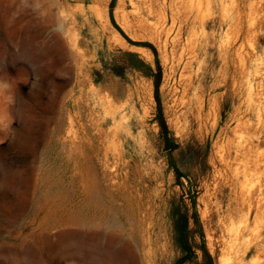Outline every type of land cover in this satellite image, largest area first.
Segmentation results:
<instances>
[{
  "label": "rangeland",
  "instance_id": "rangeland-1",
  "mask_svg": "<svg viewBox=\"0 0 264 264\" xmlns=\"http://www.w3.org/2000/svg\"><path fill=\"white\" fill-rule=\"evenodd\" d=\"M186 218L264 264V0H0V264H177Z\"/></svg>",
  "mask_w": 264,
  "mask_h": 264
},
{
  "label": "trees",
  "instance_id": "trees-1",
  "mask_svg": "<svg viewBox=\"0 0 264 264\" xmlns=\"http://www.w3.org/2000/svg\"><path fill=\"white\" fill-rule=\"evenodd\" d=\"M157 67L159 70V74H158V78L156 79V90H157V100L159 102V107H160V109H159L160 110L159 111L160 124L162 127L163 134L165 135L168 143L170 144V138H169L170 131H169L168 125L166 123L162 108H161V102H160V97H159V84H160L159 79H160V75H161V71H162V67H161L159 60H157ZM149 69H150V74L154 75L155 74L154 69L151 66H149ZM177 145L178 144H176V143L172 144L170 149L171 150L176 149ZM177 229H178V233H179V242H180L182 248L187 252V255H185L183 258H180L178 263H177V264H182L186 259L189 258V255H191V253H193V248H192V245H191L190 239H189V223H188L187 218L184 220V222L182 223L181 226L179 224Z\"/></svg>",
  "mask_w": 264,
  "mask_h": 264
},
{
  "label": "bare ground",
  "instance_id": "bare-ground-1",
  "mask_svg": "<svg viewBox=\"0 0 264 264\" xmlns=\"http://www.w3.org/2000/svg\"><path fill=\"white\" fill-rule=\"evenodd\" d=\"M256 2V1H255ZM259 2H260V4L262 3V0H259ZM57 3V2H56ZM57 4H59V3H57ZM257 4L258 3H256V5H255V9L257 10L258 9V6H257ZM261 6V5H260ZM253 8V7H252ZM253 10V9H252ZM251 10V11H252ZM25 17H26V13L24 12V13H21V20H25ZM255 18V17H254ZM253 19V18H252ZM252 23H254V22H252ZM61 25H63V22H61ZM263 108V107H262ZM98 127V126H97ZM98 131H100V130H98ZM96 132V131H95ZM94 135V134H93ZM99 135V134H98ZM98 137V136H97ZM97 137H95V138H97ZM87 141V140H86ZM92 140H90V142L89 143H92L91 142ZM96 143V142H95ZM82 146H85L84 144L82 145ZM78 147H80V145H78ZM82 148V147H81ZM120 188V187H119ZM256 189V188H255ZM255 191V190H254ZM252 194H254V192H253V189H252V192H251ZM251 194V196H253ZM255 195V194H254ZM247 196V195H246ZM250 195L248 194V199H247V201H248V204H249V208H251L252 207V205H253V201H254V199H253V197H249ZM256 198H257V196H256ZM90 199V198H89ZM259 201V200H258ZM256 203V202H255ZM104 204V203H103ZM84 205H86V203L84 204ZM255 206H256V204H255ZM91 210V209H90ZM106 210H107V208H106ZM92 211V210H91ZM109 211V210H108ZM97 212V211H96ZM85 213V212H84ZM110 214H111V212H110ZM116 215V214H115ZM114 215V216H115ZM106 217V216H105ZM116 218H118V217H116ZM119 219V218H118ZM87 221V220H86ZM83 223V222H82ZM114 223V222H113ZM112 223V224H113ZM114 225V224H113ZM231 242V241H230ZM230 242H228V243H230ZM231 244V243H230ZM262 248V247H261ZM247 251V250H246ZM246 251H245V253H246Z\"/></svg>",
  "mask_w": 264,
  "mask_h": 264
}]
</instances>
